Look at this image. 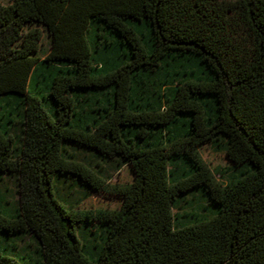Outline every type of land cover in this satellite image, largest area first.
Returning <instances> with one entry per match:
<instances>
[{"label":"trees","instance_id":"1","mask_svg":"<svg viewBox=\"0 0 264 264\" xmlns=\"http://www.w3.org/2000/svg\"><path fill=\"white\" fill-rule=\"evenodd\" d=\"M65 145L118 160L129 183L108 184ZM204 145L223 153L224 174L203 163ZM64 176L81 200L113 197L117 209L65 208L53 193ZM4 179L15 197L0 214V264H264V0L0 4ZM194 188L213 210L175 229ZM80 224L103 237L95 262Z\"/></svg>","mask_w":264,"mask_h":264},{"label":"rangeland","instance_id":"2","mask_svg":"<svg viewBox=\"0 0 264 264\" xmlns=\"http://www.w3.org/2000/svg\"><path fill=\"white\" fill-rule=\"evenodd\" d=\"M11 0H0L1 5L9 4ZM31 26L30 28H33ZM29 27H25V30ZM40 32V41L38 43V50L36 53V57L38 59L43 58L48 52L49 41L45 32L41 28H37ZM29 94L33 92V83L28 85ZM12 132L19 136L20 129L17 124L13 126ZM63 153L69 155L75 161H78L83 164H87L92 169H100L102 174H98L99 177H107L108 184H127L130 181V171L127 166H120L118 160L114 161V164H95L97 161L93 158L92 154L88 151H84L81 148L72 147L69 145H65L63 148ZM198 154L203 163L208 167V169L212 172L219 175L220 173H225L230 164L226 161L222 152L210 149L207 145L201 146L198 149ZM98 162V161H97ZM116 171V172H115ZM67 176H64V185L60 182L56 185V190L54 193V198L58 203H60L65 208L76 206L77 209L80 210H115L119 205V201L116 198L108 197L104 195H91L81 200L82 194L77 189V187L72 184ZM217 180L220 181L221 177L215 176ZM68 181V182H65ZM55 188V185H54ZM57 193V194H56ZM0 195L4 197V199L0 198V214L3 216H9V211L11 210L13 204L12 199L15 197L14 192V181L12 179H4L0 183ZM187 198V200L183 198ZM178 198V197H177ZM179 199L181 201L177 202L178 215H181L182 212L190 213L191 217L186 219H173V227L175 229L181 227L182 220L187 224L195 223L199 220H204L210 213H208L205 208L210 206L206 196L204 193L200 191L198 188H194L184 195L180 196ZM183 199V200H182ZM213 206H210V211H212ZM177 211V210H174ZM206 211V212H205ZM216 211V207L214 206V213ZM213 215V214H212ZM175 218V217H173ZM180 221V223H179ZM75 236L77 241L81 246V253L90 261L95 262L96 256L99 253L101 246L103 244V237L99 236V232L93 233L90 229L87 228L86 225L80 224L75 228ZM25 244L27 245V249L29 251L33 250V242L30 239H25ZM5 243L9 241V239H4ZM1 252V251H0Z\"/></svg>","mask_w":264,"mask_h":264}]
</instances>
